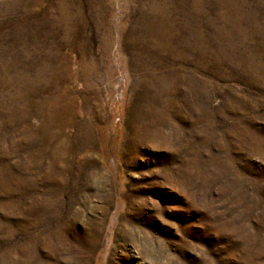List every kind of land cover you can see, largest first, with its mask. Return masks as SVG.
<instances>
[{"label":"rangeland","instance_id":"374dc122","mask_svg":"<svg viewBox=\"0 0 264 264\" xmlns=\"http://www.w3.org/2000/svg\"><path fill=\"white\" fill-rule=\"evenodd\" d=\"M0 264H264V0H0Z\"/></svg>","mask_w":264,"mask_h":264}]
</instances>
